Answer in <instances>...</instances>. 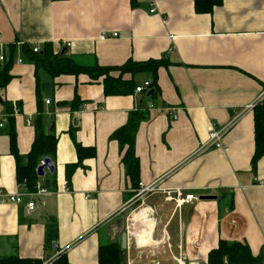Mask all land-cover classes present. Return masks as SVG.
<instances>
[{
  "label": "crops",
  "instance_id": "obj_1",
  "mask_svg": "<svg viewBox=\"0 0 264 264\" xmlns=\"http://www.w3.org/2000/svg\"><path fill=\"white\" fill-rule=\"evenodd\" d=\"M46 49L80 68L54 75ZM0 56V71L12 75L0 87V190L23 196L0 199V259L42 264L64 253L71 264H99L100 244L116 242L124 264L139 254L154 264H208L226 240L247 243L264 264V155L253 168L255 108L246 109L264 87V0H223L209 13L195 0H0ZM128 62L139 66L111 75L135 88L149 81L147 90L107 95L82 67ZM138 111L139 182L158 190L131 214L134 188L111 135ZM37 122L57 143L54 160L37 166L49 158L54 169L31 188L13 144L27 164ZM213 125L227 127L220 148L205 146ZM175 188L218 198L176 207L163 192ZM52 221L57 238L48 242Z\"/></svg>",
  "mask_w": 264,
  "mask_h": 264
},
{
  "label": "trees",
  "instance_id": "obj_2",
  "mask_svg": "<svg viewBox=\"0 0 264 264\" xmlns=\"http://www.w3.org/2000/svg\"><path fill=\"white\" fill-rule=\"evenodd\" d=\"M223 0H195V8L199 13H209L212 9L220 5ZM33 54H39L33 52ZM43 59L42 62L46 63L49 70L55 75L59 72H67L77 69L75 62L71 58H62L54 55L50 49H46L44 53H40ZM154 65L155 63H145ZM150 65V66H151ZM81 66V65H80ZM135 65L128 62L126 65L119 68H110L107 66L89 65L82 66L93 79L102 78L105 94H126L135 89V83L132 80H125L121 77L111 75V70L130 69ZM79 67V66H78ZM80 68V67H79ZM139 68V67H138ZM8 66H5L0 71V87L3 88L11 79ZM145 118V112L138 111L132 113L129 121L124 126L117 129L112 133L111 138L116 139L121 150H123V160L125 164L126 175L130 178L133 188L139 185V161L135 154V138L140 122ZM40 121V120H39ZM36 138L32 146L31 153L28 155L29 162L25 165L22 164L23 158L16 151L14 145V156L17 160L19 177L26 180L29 187L33 188L38 179L37 166L40 164L41 159L49 157L54 160L56 150V137L52 133H45L42 123L37 122ZM255 137H256V151L252 159L253 168L256 167V162L260 156L264 155V105L255 107ZM15 143V142H14ZM76 148L80 155L84 151L83 147L76 143ZM94 151V150H93ZM92 152V151H91ZM40 161V162H39ZM77 164L67 166V173H70L76 168ZM47 186L54 188L55 175L50 174ZM51 179V180H50ZM48 242L57 238V225L55 221L48 224ZM55 264H71L66 254H59L54 260ZM0 264H40L38 260L31 258H20L18 256L10 255L0 259ZM99 264H123V256L119 243H101L99 246ZM208 264H263L261 257H256L252 254L247 243L239 241H226L221 240L217 248L209 251Z\"/></svg>",
  "mask_w": 264,
  "mask_h": 264
},
{
  "label": "built area",
  "instance_id": "obj_3",
  "mask_svg": "<svg viewBox=\"0 0 264 264\" xmlns=\"http://www.w3.org/2000/svg\"><path fill=\"white\" fill-rule=\"evenodd\" d=\"M117 35L118 34L114 33L113 37H115ZM109 37L110 36L107 35V33H105V32H103L100 35L101 39H107ZM68 45H70V43H68ZM32 50H33V52L38 53L40 51V47H38V46L34 47ZM4 59H5L4 56H0V62L4 61ZM150 86H151V83L149 81H145L142 85L137 86L135 88V91L136 92H142L145 89L147 90ZM47 103H49V100L47 101ZM258 105H264V87L260 91L257 98L252 103H250L246 106V109L247 110L248 109L249 110L254 109ZM19 111H20V109L16 110L17 113H19ZM0 121L3 122V119L1 116H0ZM27 121L29 124L31 123L30 119H28ZM0 125H2V123ZM226 130H227V127H219L217 125L211 126L208 141L205 144V146L206 147H216V148L222 147V141H223V137H224ZM38 187H39L41 192L46 191L45 189L40 188L39 185H38ZM64 187L68 190V183L67 182H64ZM156 190H158V188L155 184L145 185L144 183L139 182L138 187L133 189V192L135 193L134 200L135 199L142 200L145 196H147L148 194H150ZM163 192L165 193L166 198L168 200H173L175 202L176 207H181L185 203H189V202H192L193 200L198 199L197 195H195L193 193H184V191L180 188L164 189ZM0 199L2 201L21 203L23 201V196L21 194H11V193H7L3 190H0ZM27 207L29 210H33L34 209V202L28 201ZM55 258H56V256L49 257L46 260H44L42 262V264H55L54 263Z\"/></svg>",
  "mask_w": 264,
  "mask_h": 264
},
{
  "label": "water",
  "instance_id": "obj_4",
  "mask_svg": "<svg viewBox=\"0 0 264 264\" xmlns=\"http://www.w3.org/2000/svg\"><path fill=\"white\" fill-rule=\"evenodd\" d=\"M152 92H153V90H151L149 92V94L152 93ZM46 167L50 168V170H53L54 169V167L51 165V161H50L49 158H46L44 160V162L38 167V173H39V175L42 176L44 174V171L43 170ZM199 198L202 199V200H206V199H217L218 196H216V195H201ZM121 246H122V249H126V246H127V233H125V232L123 233L122 238H121Z\"/></svg>",
  "mask_w": 264,
  "mask_h": 264
},
{
  "label": "rangeland",
  "instance_id": "obj_5",
  "mask_svg": "<svg viewBox=\"0 0 264 264\" xmlns=\"http://www.w3.org/2000/svg\"><path fill=\"white\" fill-rule=\"evenodd\" d=\"M133 195H135V193L133 192ZM198 196V199H199V197L201 196V195H197ZM135 200H137V201H135L134 202V204L132 205V206H130L127 210L129 211V213H131V214H133L134 213V210L136 209H138V208H140V201H138V199H135ZM197 200V199H196ZM138 210H140V209H138ZM147 251V250H146ZM145 252V251H144ZM146 253V252H145ZM148 253H151L150 252V250H148ZM152 258H151V256L149 257V258H147L146 256H140V254L137 256V260H139L138 261V263H136L135 262V264H154L155 263V261H153V259L151 260ZM150 262H149V261ZM140 262V263H139ZM55 263V262H54ZM124 264V263H123Z\"/></svg>",
  "mask_w": 264,
  "mask_h": 264
}]
</instances>
